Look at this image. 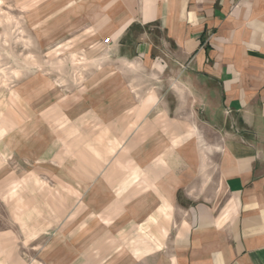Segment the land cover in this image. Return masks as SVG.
Returning a JSON list of instances; mask_svg holds the SVG:
<instances>
[{
  "label": "crops",
  "instance_id": "obj_1",
  "mask_svg": "<svg viewBox=\"0 0 264 264\" xmlns=\"http://www.w3.org/2000/svg\"><path fill=\"white\" fill-rule=\"evenodd\" d=\"M85 1L112 41L164 36L153 74L164 87L141 90L126 125L141 127V157L99 214L95 239L124 247L100 264H264V0ZM151 53L144 35L135 55L149 64ZM116 209L125 221L111 234Z\"/></svg>",
  "mask_w": 264,
  "mask_h": 264
},
{
  "label": "rangeland",
  "instance_id": "obj_2",
  "mask_svg": "<svg viewBox=\"0 0 264 264\" xmlns=\"http://www.w3.org/2000/svg\"><path fill=\"white\" fill-rule=\"evenodd\" d=\"M88 9L85 0H0V264L110 263L124 247L95 239L99 214L141 157V127L126 125L141 90L164 87L153 75L164 36L134 29L117 43L92 30ZM144 35L149 64L135 55Z\"/></svg>",
  "mask_w": 264,
  "mask_h": 264
},
{
  "label": "built area",
  "instance_id": "obj_3",
  "mask_svg": "<svg viewBox=\"0 0 264 264\" xmlns=\"http://www.w3.org/2000/svg\"><path fill=\"white\" fill-rule=\"evenodd\" d=\"M109 40L107 39V41L106 42H108Z\"/></svg>",
  "mask_w": 264,
  "mask_h": 264
}]
</instances>
